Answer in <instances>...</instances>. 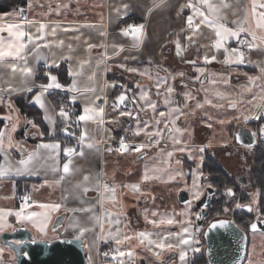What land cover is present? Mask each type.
<instances>
[{
    "label": "crops",
    "instance_id": "0c3cea01",
    "mask_svg": "<svg viewBox=\"0 0 264 264\" xmlns=\"http://www.w3.org/2000/svg\"><path fill=\"white\" fill-rule=\"evenodd\" d=\"M219 3V0H213ZM230 5L228 8L221 10L223 17L229 27H235L232 21H241L245 15V8L248 10V23L254 27V22L251 17L250 0H225ZM195 3V0H193ZM128 5L125 9L123 6ZM187 0H166L160 4V0H35V5L32 9L29 7L27 0V19L35 23L32 25L24 24L25 30L32 33L36 32V28L40 23L45 24V39L53 42L49 47L41 48V58L36 59L29 56L28 65L33 68V75L28 79V84L33 86L31 92L21 91L16 93H3V101L0 102V127L10 122L6 119L12 117V122L17 118L19 123L16 130L12 133L13 147L8 151L11 157L15 160L20 159L19 150L15 147L17 142L31 152L36 149V146L41 143L60 142L62 146H77V140L81 131L85 130L88 133V140L94 144V147L83 148L84 155L74 156L72 169L75 171L72 174L65 176V179L59 184L54 181L59 180L62 173V165L65 162V156L61 151L58 160H47L44 157L49 155L55 156L51 150L40 149L41 158L35 161L34 166L39 171L31 174L25 173L21 175H11L8 178L0 180V209L18 210L20 205L17 202L18 195H27L32 201L40 203H60L64 205L58 212L52 214V220L48 225L45 234H41L34 229L30 224L17 223L14 216L8 217L12 227L6 231H13L17 227H26L29 229L34 239L38 240H53L59 237L74 238L75 233L69 229V222L76 218L81 222L82 226L94 227V231L85 233L81 238L84 242L86 256L90 264H117L112 258L103 255L104 246H108L107 250H115L117 247L121 251L131 250L134 255L129 257H118V260H123L124 264H136L140 258H145L150 264H190L189 258L191 253L195 252V226L191 225L189 234H185L190 240L189 246H186L187 256L185 262L179 260V251H163L160 258L154 255L153 251H149L145 245H140L135 234L139 232L159 233L161 236L171 233L181 232L182 225L179 223L173 225L161 224L158 227L146 223H138V217L132 220V211L137 214L140 210L148 206L149 202H142V199L148 197V192L143 189L139 192L132 188L126 189L124 179H130L126 185H139L134 181L137 179L138 172L134 171L135 165L132 163L131 154L128 158H123L121 153L107 147L106 140H109L115 134L114 124L117 122V117L110 110L108 102L113 98L116 90L115 83L118 80H124L130 85L131 99L136 98V107L141 111L145 107L144 101H139L141 89L149 90V97L152 102H155L156 109L160 112H165L164 120H168L167 113L170 109H179V112H173L172 118L179 115L173 127V135L166 137L173 146H184L187 144L186 137H182L180 132H175V128L185 131L191 127L192 123L204 124L207 118H204V107H213L210 104H204V99L207 96L212 100V104L219 103L215 93L219 89H224L229 97L236 98L239 96L241 103L237 108L229 107V111L239 116L241 112L248 114L249 111L264 117V108H257L254 105L262 104L264 101L257 98L252 104L247 101L252 100L256 95H264L261 88L264 87V75L261 74L260 68L256 63L264 66V51L253 50L245 56L244 64L225 65V53L223 50L217 51L213 47L214 41L217 39L215 32L205 26H201L196 32L192 40L186 39V36L192 35L187 29L186 18L192 15V8L185 6L181 10V5H186ZM155 5H159L158 7ZM149 9H152L149 12ZM207 12V9H203ZM19 12V10H10L0 13V22L2 23H22L20 16L4 15ZM196 22H199L197 18ZM144 25L143 36L138 47H133L134 37L129 34L125 36L123 30L129 25ZM58 25V27H57ZM56 28L55 35H50L52 29ZM70 29L64 31V29ZM184 29V31H181ZM4 35H7L4 33ZM258 35L264 33L258 32ZM244 34H242L243 38ZM250 39V37H249ZM179 40L181 44V54L177 55L176 45L174 41ZM59 41H63V45H59ZM43 43V41H40ZM93 45L89 48L88 45ZM235 40H230L229 47H234ZM71 46V47H69ZM123 47V51L120 50ZM264 48V45L261 46ZM31 51V46L29 47ZM216 56V60L212 63H205L204 57L211 58ZM65 57H71L67 59ZM185 61H195V64L186 63ZM252 61L255 63H249ZM84 62V63H82ZM123 65V67H121ZM66 70L69 76L68 80L60 79L58 70ZM135 68L137 72H130L126 69ZM198 68L205 69L203 75ZM60 70V69H59ZM60 70V71H61ZM46 73L55 75L58 82L63 85H71L75 81V91L64 89H50V94H45L44 100L48 113L53 116L54 125L45 120V110L41 109L33 100L38 89L35 85L48 83L49 79ZM71 73V74H70ZM140 73H146L141 75ZM179 73H183L180 76ZM247 74V75H245ZM149 76L152 78L149 79ZM249 76H260L252 86L250 92H242L243 88L249 86ZM175 77V79H173ZM200 77L204 83L196 79ZM207 77L208 79H205ZM21 75L19 72L12 74L7 67H0V87H7L11 84L13 87L21 88L24 85L21 83ZM167 80V83H161L159 95H157L156 84L162 80ZM227 79L228 83H223ZM209 80H217L215 85L209 83ZM114 85V86H113ZM139 85V87L137 86ZM186 86V87H185ZM172 87L173 92L168 93L167 88ZM207 90V91H205ZM190 93L195 99H186L185 94ZM242 93V95H240ZM75 96V102H72V97ZM101 97L96 100V97ZM22 100L26 104H31L40 113L43 120V128L35 123L34 119L22 113L18 106V101ZM168 100L169 103H165ZM67 102V107L73 108V113L69 114L70 119L67 123L70 125V133H65L61 130V137L57 135L58 130L62 129L65 124L62 118L56 115L59 106L63 102ZM95 101V105H93ZM107 101V103H105ZM197 102L203 104V107L197 108ZM227 102L224 100L221 103ZM11 105V108L9 107ZM70 105V106H69ZM85 106H101L104 108V123L98 124L92 121L81 122L79 125L74 123L76 117L82 114ZM232 109V110H230ZM148 113L153 112L152 109L146 110ZM180 113H183L182 115ZM233 117V116H232ZM218 123L229 126L231 123H243L244 121H236L233 118L224 120L218 117ZM255 118L251 117L249 121ZM34 122L37 127L33 128L27 121ZM214 119L213 121H215ZM220 120V121H219ZM227 121V122H226ZM171 126V123H169ZM19 132H22L20 135ZM43 133V136L40 135ZM68 136V137H63ZM197 137V136H196ZM180 143H175V140ZM7 148V143L5 144ZM111 149V151H109ZM169 150V149H167ZM18 154V155H17ZM2 159V156H0ZM137 161H140L137 159ZM128 163L127 170L124 172L120 164ZM44 165V167H41ZM119 165V166H118ZM127 165V164H126ZM138 165V164H137ZM136 165V166H137ZM59 166L61 171L53 172L51 167ZM88 175L89 181L84 185L89 187L90 191L84 193L82 188H75L77 183L83 182V177ZM101 181L100 191H96L94 186L96 180ZM48 181L45 184V181ZM107 183L110 187H116V199L121 189L139 196L134 203L138 204L134 207L129 204L128 212L123 215L118 212L115 203L110 199H104L103 204L98 203L103 197H110L111 193H105L102 185ZM140 188V186H139ZM67 190V192L65 191ZM141 193L146 194L143 196ZM65 195L68 199H62ZM147 199V198H146ZM145 199V201H146ZM127 201V200H126ZM148 201V200H147ZM143 203V204H142ZM117 205V204H116ZM143 206V207H142ZM91 208V212H73L71 209ZM67 209V210H66ZM37 210L35 206L27 211ZM106 213H111V220L120 219V225L108 223ZM140 214V213H139ZM97 215L101 217L103 223V232L100 226L95 224L90 219L91 216ZM59 221V222H58ZM56 223V225H55ZM183 226H188L185 223ZM121 229V233L132 236L133 239L124 242L121 245H116L114 239L109 235L114 233L116 228ZM3 233V232H2ZM0 233V236L1 234ZM156 238L155 235L152 237ZM170 242L176 243L175 237H170ZM0 247L5 248L3 261L0 264H15L14 253L0 239ZM159 252V249H154ZM172 255L169 259L167 257ZM91 258V261L90 259ZM154 259V260H153ZM158 262V261H157Z\"/></svg>",
    "mask_w": 264,
    "mask_h": 264
},
{
    "label": "snow or ice",
    "instance_id": "6c2138e0",
    "mask_svg": "<svg viewBox=\"0 0 264 264\" xmlns=\"http://www.w3.org/2000/svg\"><path fill=\"white\" fill-rule=\"evenodd\" d=\"M166 0H160V4L165 3ZM237 3L240 2V0H236ZM251 3V17L254 22V27L249 25L248 23V10L245 8V15L243 20L237 22L232 21V24L236 25L235 27H229L228 24L225 21V18L222 15L221 10L223 8H228L230 5L225 2V0H219V3L213 2V0H195V3H193V0H187L186 5H181V10L187 6L189 8H192V15L187 16L186 18V26L187 29L191 31L192 35L186 36V39L191 41L193 36L198 32L201 28V26L208 27L212 29L215 32V36L217 39L213 43V47L217 50H223L225 53L224 60L222 61L225 65L230 66L231 64H244L246 62L245 60V51L246 48L248 51L253 50H261L264 51V48L261 46L264 45V35H258V32L264 33V0H250ZM31 4L29 3V7ZM159 6V5H155ZM125 9L128 7V5L123 6ZM206 8L207 12H205L203 9ZM152 9H149V12H151ZM4 15H12L20 16V20L22 23H2L0 22V67H7L10 69L12 74H16L17 72L21 75V83L24 85V87L16 88L13 87L11 84H8L7 87H0V102L3 101V93H16L21 91H28L31 92L33 90V86H30L28 84V79L32 77L33 75V68L28 65V58L29 56H33L36 59L41 58L40 49L49 47V45L53 42L47 41L45 39V24L40 23L39 27L36 28V32L32 33L30 31L25 30L24 24L32 25L35 22L32 20H28L26 16L23 14V9H20L19 12H13L11 14H4ZM199 19V22L197 23L196 20ZM2 19V18H0ZM58 27V25H57ZM143 29L144 25H129L127 28L123 30V34L125 36L131 34L135 39L133 43V47H138L139 43L141 41V38L143 36ZM70 29L65 28L64 31H69ZM181 31H184L182 29ZM56 28H53L50 35H55ZM6 33L7 35H4ZM242 34H244L242 38ZM250 37V39H249ZM230 40H235L237 43L236 47H229L228 43ZM40 41H43V43H40ZM59 45H63V41L58 42ZM176 45L177 55L181 54L182 48L179 40L174 41ZM31 46V51H29V47ZM71 47V46H69ZM89 48H92L93 45L89 44ZM120 50L123 51V47L120 46ZM67 59H70L71 57H65ZM205 63H212L216 60V56L213 55L211 58L208 56H205L204 58ZM186 63L195 64V61H185ZM249 63H255L252 61H247ZM84 63V62H82ZM256 66L260 68V72L262 75H264V66H262L260 63H256ZM123 67V65H121ZM130 72H137V69L135 68H128L126 69ZM197 71L201 73V75L204 74L205 69L198 68ZM71 74V73H70ZM141 75H145L146 73H140ZM180 76H183V73H179ZM247 75V74H245ZM46 76L49 79L48 83L35 85V87L38 89L35 96L33 97V100L36 104L40 106L41 109L45 110V120L49 121L54 125V119L51 114L48 113L44 96L45 94H50V89H64L66 88L68 91H75V81L71 85H63L58 82V79L55 75H51L50 73H46ZM152 77L149 76V79ZM260 76H249V86H246L243 88L242 92H250L252 90V86L255 85L256 81L259 80ZM175 79V77H173ZM198 81H200L201 84L204 83L203 80H200V77H196ZM205 79H208L205 77ZM209 83L215 85L218 83L217 80H209ZM161 83H167V80H162L160 83L156 84L157 88V95H159V89L161 87ZM223 83H228V80L225 79ZM114 86V85H113ZM139 87V85H137ZM186 87V86H185ZM174 89L172 87L167 88V92L171 93ZM207 91V90H205ZM261 92L264 93V87L261 88ZM215 95L220 98L221 100H226L228 103V107L230 108H237L238 104L241 103V100L238 97L232 98L227 96L225 93L217 91ZM242 95V93L240 94ZM186 99H195V97H192L190 93L185 94ZM259 98V100L264 101V95H260L257 97L254 95L252 97V100L247 101L248 104H252L254 100ZM76 97H72V102H75ZM101 97L97 96L96 100H100ZM127 100H129V97L126 95V93L121 92L120 95H118L115 98V101L112 104L113 109L116 108L117 104H124ZM132 101L135 103L136 98L132 97ZM139 101L145 102V107L141 108V111H146L147 109H152L153 112L156 111V104L155 102H152L149 97V90L141 89L139 94ZM107 103V101H105ZM165 103H169L168 100H165ZM204 104H210L213 107H223L224 105L221 104H212V100L208 99L207 96L204 99ZM93 105H95V101H93ZM11 108V105H9ZM197 108L203 107V104L197 102L196 104ZM254 107L257 108H264V105L257 104L254 105ZM173 112H179V109H170L167 113L169 119L164 120V128H169V123L173 127H175V122L177 119H179V115L175 116V118H172ZM104 108L101 106H85L83 109L82 114L78 115L74 121L76 124H80L81 122H88L92 121L98 124L104 123ZM181 115L183 113H180ZM56 115H58L62 120L64 121L65 126L61 129L65 133L69 132L70 125L67 123V121L70 119L69 113L66 110V107L63 103L60 104L58 111L56 112ZM120 116H133L132 112L128 111H122L119 113ZM165 112H160L159 117H165ZM255 116V118L259 119L258 115H255V113L249 111L248 114H244V112H241L239 116L233 117L234 120L239 121L241 117L243 118L244 122H247L251 117ZM136 119H139V114L137 113L135 116ZM10 122L4 124L3 127H0V156H2V159H0V180L10 177L11 175H21V174H31L33 172L39 171L38 168L34 166L35 161L41 158L40 149H47L51 150L53 153H55V156L49 155L47 157H44L45 161L47 160H58L59 153L62 151L65 156V162L62 165V175L60 176L59 180L54 181L55 183L59 184L61 181L65 179V176L72 174L74 169H72L71 165L73 163V157L74 156H83V148L87 146L88 148L94 147V144L88 140V133L85 130L81 131L79 134L78 140H77V146L79 147V151L77 150V147L74 146H62L60 142H53V143H41L36 146V149L27 152L26 149L23 148L18 142L15 145V147L19 150L20 159L15 160L11 157V153L8 151L13 147V140H12V133L16 130V127L19 123V119L15 122H12V117L8 116L6 118ZM28 124H30L33 128H36L37 125L32 121H27ZM161 120L156 119V129L153 131H146L147 128L150 127L147 121L144 122V127L139 128L137 131V135L141 131L145 132V135H147L150 139L152 137H157L153 141L155 145H159L161 139H163V129H160L158 126L160 125ZM223 123V121H221ZM175 131L180 132L181 129L175 128ZM259 134L264 135V127H261L258 130ZM41 136H43V133H40ZM257 133L253 132L252 136H256ZM239 140V137L236 138ZM7 143V148L5 147V144ZM175 143H180V141L177 139L175 140ZM151 145H145L140 144L136 147H134L132 150L135 152H141L145 147H150ZM247 148H251L252 145H245ZM129 146L124 142V140H121L120 148L117 149V151H127ZM178 151H185L184 148L177 149ZM204 149L201 148L200 151L202 152ZM111 151V149H109ZM173 152H168L167 157H172ZM202 159V158H201ZM167 163V161H165ZM176 163L178 164L179 161L177 160ZM41 167H44V165H41ZM51 171L58 172L61 171V168L59 166L51 167ZM149 171H160V169H148L146 167L145 174L142 177L143 181H148L151 179H159L158 176H150ZM176 175L182 176V172H177ZM201 176H203V173H200ZM90 177L88 175H85L83 177V182L77 183L74 187L75 188H82L84 193H87L88 191L92 190L87 186H84L88 181ZM175 179L174 176H170L169 180ZM45 184L48 183L46 180L44 182ZM103 190L105 193H111L110 197H103L101 201H98V203H101V206L103 204L104 199H110L114 203L116 202V187L112 186L110 187L107 183H104L102 185ZM124 187H130L134 191L139 192L140 188L139 185H125ZM207 187H212V185H207ZM96 191H100L101 188V181L99 178L96 180V184L94 186ZM67 192V190H65ZM226 192L228 195H234L233 190L231 188H226ZM143 195V193H141ZM202 195V192L195 191L193 199L199 200L200 196ZM29 196H24L22 198V203L18 210H11V209H0V233L4 232L6 229L12 227V225L8 221V217L14 216L17 223L21 224H30L34 229H36L41 234H45L46 230L48 228L49 223L52 220V214L55 212H58L64 205L60 203H40L36 201H30ZM62 199L65 201L68 199V196L65 195ZM255 201V195L253 196V200L251 204H241L237 202L235 204V207L241 208L246 207L249 211H252V204H254ZM36 207L39 209L33 210V211H27V209H31L33 207ZM67 210V209H66ZM70 211L73 212H91V208H84V209H71ZM224 212H228L229 209L226 207L223 209ZM109 219L108 223L120 225L121 221L120 219H115L114 221L111 220V213L105 214ZM186 217L185 220L176 221L173 217H161L159 220H149L147 216H145V220L148 223H151L153 226L158 227L161 224H167V225H173L176 223H179L182 225L181 232L179 233H171L169 232L167 235L161 236L159 233H150V232H139L135 234V237L138 239L140 245H145V241L147 242L146 246L148 247L149 251H153L154 255L157 256V258H160L161 253L165 250L167 251H179V260L181 262H185L186 256H187V250L186 246H189L190 240L185 234H189V228L191 227L192 221L188 217L186 213L181 214ZM197 218H200V214L197 213ZM152 216H157L156 212L152 213ZM91 220L95 222V224H98L100 226L101 232H103V223L101 222V217L97 215H93L90 217ZM258 221L260 223H264V217H257ZM59 222V221H58ZM187 222L188 226H183ZM231 221H225L220 220L218 222L212 223L210 227L216 228L219 226L220 228H228ZM69 229H71L75 235L74 240L79 241L81 238L84 237L85 233L89 231H94V227H85L81 225V222L73 218L69 222ZM250 228L252 231H257L258 226L257 223H252L250 225ZM109 235L114 239L116 245H121L126 241H129L133 239L132 236L126 235L121 233V229L119 227L116 228V231L114 233L110 232ZM153 235L156 236L155 239H153ZM190 235V234H189ZM170 237H175L177 239L176 243L170 242ZM36 241L33 239L31 243H35ZM66 243H72L73 240H66ZM16 245H20L22 243H25L24 241H14ZM154 249H159V252L154 251ZM195 251H199V249H194ZM5 252L4 247H0V262L3 261V254ZM24 256H27L28 253L24 252ZM105 257H108L111 255L112 260L116 261L117 264H124L123 260H118V257H125V256H133L134 253L131 250L127 251H121L119 247H117L114 252H105L103 253ZM15 259V256L13 257ZM91 261V258H89ZM251 264V261L249 262Z\"/></svg>",
    "mask_w": 264,
    "mask_h": 264
},
{
    "label": "flooded vegetation",
    "instance_id": "af4514ba",
    "mask_svg": "<svg viewBox=\"0 0 264 264\" xmlns=\"http://www.w3.org/2000/svg\"><path fill=\"white\" fill-rule=\"evenodd\" d=\"M136 105V102L132 101V107H134L132 110L133 119H136L137 113L139 114V109ZM123 121L126 125L130 123V120L126 122L123 119ZM159 126L163 128V139H161L158 147L169 149L172 145H170L171 143L166 137L174 132L173 127L169 124L171 129L169 131L161 123ZM192 126L189 143L193 146H199V151L201 148L204 149L202 152L200 151L202 159L199 170L200 173H203L201 177L205 179L207 184L203 182L206 185L203 186L199 200L203 198L209 188L207 185H212L210 187L212 194L207 204L198 208L196 203L199 200L193 201L195 207V228L200 229L205 251L206 241L204 233L208 225L220 220L233 221L243 230L247 238V252L242 264L250 257L254 259L253 264H264V223H260L257 219L258 216L264 217V137L258 132L261 127H264V120L260 117L256 121L231 123L229 126L223 125L226 130V139H221L220 142H209L212 139L214 129L211 125L202 124L201 126V124L192 123ZM253 132H256L257 135L252 136ZM114 133V135H124L123 132L117 130ZM199 135L204 138H200ZM237 137H239V140L236 139ZM153 140L154 137L148 143ZM249 144L252 145L251 148L245 147V145ZM145 154L143 151L138 156ZM180 156L185 177L190 181L194 160L182 153ZM209 162H211L212 170L207 167ZM226 188H231L234 195H228ZM182 189L188 191L186 187L180 188L179 191ZM254 195L256 202L252 204V211H249L246 207H235L237 202L251 204ZM226 207L229 209L228 212L223 211ZM197 213L201 214L200 218H197ZM197 221H201V224H198ZM252 223H257L258 230L255 232L250 228Z\"/></svg>",
    "mask_w": 264,
    "mask_h": 264
},
{
    "label": "rangeland",
    "instance_id": "374dc122",
    "mask_svg": "<svg viewBox=\"0 0 264 264\" xmlns=\"http://www.w3.org/2000/svg\"><path fill=\"white\" fill-rule=\"evenodd\" d=\"M98 1L99 5V0H94ZM29 3L31 4L30 9L33 8L35 5V0H29ZM122 81L124 84V91H127L129 96L131 97V87L129 84H126L124 80H118L115 83L116 89L118 88L117 84L118 82ZM119 89V88H118ZM120 90V89H119ZM117 91V90H116ZM122 91V90H121ZM219 92L225 93L227 95V92L224 89H219ZM133 93V92H132ZM230 96V95H227ZM219 103L216 104H221L224 100H221L220 98L217 99ZM224 106L223 107H211L208 108L207 105L204 107V118H207L206 121H204L205 125H211L213 127V134H212V139L209 140V142H220L221 139H226V130L224 129L223 125L220 124V122H217L219 119L218 117H222L224 120L236 117L237 115H234L235 113H232L229 111L228 103H222ZM109 108L117 117V122L114 124L115 130L123 132L128 139L130 138L131 140L138 141L139 145L140 144H145V145H151L150 147H145L141 152L144 151L146 153L143 156H138L139 153L141 152H132L129 153L134 158H131L132 163L135 165L134 171L139 170L138 172V177L134 181L136 184H139L140 189L146 191L149 193L147 195L148 197H145L142 199V202H149L148 206L145 207L144 209L140 210V214L136 213L135 211H132V220L138 217V223H143L142 219H145V216L149 218V220H159L161 217H173L176 221H181L185 220L186 217L184 214L186 213L188 217L191 219L193 226H195V207L193 204V199L194 192L195 191H202L203 186L206 185L207 183L205 182V179L201 177L200 175V161H201V153L199 151V146H193L189 143V135L192 131L191 127L188 129H185V131H180L182 137H186V145L182 146H173L169 147V150L163 148V147H158V145H155L153 141L157 139V137H154V140L151 143H148L149 140H151L147 135H145V132L141 131L139 135H137V131L139 128L144 127V122L147 121L148 124L150 125L149 128L146 129V131H153L156 129V124L155 120L160 119L162 126H164L163 119L159 117V109H156L155 112L148 113L147 111H139V119H133L132 116H120L119 113L122 111H128L132 112L134 107H131L130 109L127 108H115L110 104V101L108 102ZM232 110V109H230ZM233 116V117H232ZM254 117V116H253ZM261 118L264 120V117L261 116ZM123 119L128 122L130 120L129 125L124 124ZM216 119L215 121H213ZM253 120H257V118H254ZM239 121H243V118ZM249 121V120H248ZM227 122V121H226ZM160 129L161 126H158ZM177 127V126H175ZM177 132V131H175ZM178 133V132H177ZM130 135H132L130 137ZM171 136L173 133L170 134ZM139 137V138H138ZM200 138L201 137L199 135ZM179 148H184L185 151L181 152L178 151L177 149ZM168 152H173L172 157H167ZM184 154L185 156H188L189 158H192L194 162L192 163L193 165V170H192V177L190 178V181L187 180L185 177L184 171H183V162L181 160L180 154ZM123 158H128L130 155H128L127 152H122L121 153ZM140 160V161H137ZM179 161L177 164L176 161ZM167 161V163H165ZM127 164V165H126ZM138 164V165H137ZM122 167V170L125 172L128 167V163L125 164H120ZM137 165V166H136ZM119 166V165H118ZM146 167L148 169H160V171H149L150 176H158L159 179H151L148 181H143L142 177L145 174V169ZM177 172H182L183 175L179 176L176 175ZM170 176H174L175 179L169 180ZM131 179V178H130ZM130 179H124V184L131 182L129 181ZM205 182L206 184H204ZM182 187L188 188V191L191 196V201L187 204H182L178 200V192L179 189ZM126 189H129V187H126ZM143 196H146L144 194ZM137 198L139 196H136L132 194L129 191L123 192L121 189H119L117 199L115 202V206L117 207L116 210H118L119 213L126 215L128 212V207L129 204H135L134 201H137ZM147 198V199H146ZM146 199V201H145ZM127 200V201H126ZM148 200V201H147ZM117 204V205H116ZM143 204V203H142ZM138 204H135L134 207H137ZM143 207V206H142ZM156 212L157 216L153 217L152 213ZM146 221V220H145ZM146 223H148L146 221ZM187 223V222H185ZM151 224V223H148ZM195 239H196V249L198 248L199 251L203 248H205L204 243L201 240V235H200V229L196 228L195 229ZM197 251V252H199ZM154 260V259H153ZM158 261V262H157ZM251 261V264L254 263V259L252 257L248 258L247 261L244 264H249ZM156 263L159 264V260H156Z\"/></svg>",
    "mask_w": 264,
    "mask_h": 264
},
{
    "label": "water",
    "instance_id": "95a60500",
    "mask_svg": "<svg viewBox=\"0 0 264 264\" xmlns=\"http://www.w3.org/2000/svg\"><path fill=\"white\" fill-rule=\"evenodd\" d=\"M23 9L24 16L27 17V9ZM129 97L124 104H117L116 108L132 107V101ZM119 93L118 95H120ZM117 95V96H118ZM110 100L112 106L115 98ZM72 130V129H71ZM69 129V132H71ZM67 133V134H68ZM207 189L203 198L196 203L199 208L210 201L211 192ZM191 199L190 193L186 189L178 192V200L184 204ZM201 216V214H200ZM218 221H214L215 223ZM233 222V221H231ZM201 224V221H197ZM210 223L205 230L204 238L206 241V257L209 264H242L247 252V238L242 229L235 223H231L228 228L210 227ZM56 225V223H55ZM1 241L7 245L15 256V264H90L86 256L84 242L70 237H59L53 240L34 239L32 232L26 227H17L13 231L3 232L0 236ZM35 243H31L32 240ZM24 241L20 245L13 243L14 241ZM66 240H73L72 243H66ZM28 255L24 256L23 253ZM172 255H169V259ZM136 264H150L144 257L140 258Z\"/></svg>",
    "mask_w": 264,
    "mask_h": 264
},
{
    "label": "trees",
    "instance_id": "16d2710c",
    "mask_svg": "<svg viewBox=\"0 0 264 264\" xmlns=\"http://www.w3.org/2000/svg\"><path fill=\"white\" fill-rule=\"evenodd\" d=\"M27 0H0V13L10 11V10H20L22 8H26ZM61 70V68H59ZM58 70V75H60V79L68 80L69 76L66 70ZM123 91L117 90L114 94L113 97L117 96L119 93ZM127 92V91H125ZM65 106H68L67 102H63ZM18 106L22 113L26 114L27 116L31 117L34 119L35 123L39 126H42L43 128V120L41 118L40 113L33 107L31 104H26L24 101L19 100L18 101ZM70 106V105H69ZM21 135L22 132H19ZM61 128L58 130L57 135L61 137ZM63 137H68V136H63ZM18 155V154H17ZM208 169H211V162L208 163L207 165ZM212 170V169H211ZM201 235V234H200ZM201 240H203V236L201 237ZM108 246H104L103 250H107ZM190 264H209L206 253H205V248L201 249L199 252L195 251L191 253L190 258H189Z\"/></svg>",
    "mask_w": 264,
    "mask_h": 264
},
{
    "label": "built area",
    "instance_id": "2783aa9c",
    "mask_svg": "<svg viewBox=\"0 0 264 264\" xmlns=\"http://www.w3.org/2000/svg\"><path fill=\"white\" fill-rule=\"evenodd\" d=\"M236 46H237V43L234 45V47H236ZM244 51H245V56L250 54V51H248L246 48L244 49ZM117 86L120 89L119 91H121V90L124 91L123 90L124 84L122 83V81L118 82ZM66 110L68 111L69 114L73 113V111H74L72 107H67ZM263 137H264V135H263ZM122 139L129 146L128 150L123 151V152L132 153V152H134L132 149L139 145L138 142L131 140V139H128L125 135H113L112 138L105 141V144L107 147H110L111 149L115 150L116 152H122V151H117V149L120 148V143H121ZM24 196H26V195H18L17 196V202L19 204H21L23 202L22 198ZM31 202H32V200L30 199L29 203H31ZM106 252L111 253V252H114V250H110V251H106ZM109 257L112 258L111 255H109Z\"/></svg>",
    "mask_w": 264,
    "mask_h": 264
}]
</instances>
